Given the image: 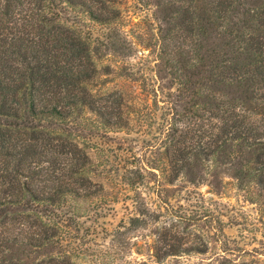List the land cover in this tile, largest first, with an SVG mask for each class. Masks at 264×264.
I'll return each mask as SVG.
<instances>
[{"label": "trees", "instance_id": "1", "mask_svg": "<svg viewBox=\"0 0 264 264\" xmlns=\"http://www.w3.org/2000/svg\"><path fill=\"white\" fill-rule=\"evenodd\" d=\"M127 3L0 0V264H86L85 221L97 223L116 198L94 180L100 165L89 155L105 153L98 142L110 132L152 136L142 156L125 147L134 155L119 181L146 186L133 189L125 228L149 233L152 262L259 264L242 260L253 254L225 234L222 205L198 190L222 195L234 184L262 205L264 0H146L154 77L129 62L138 47L152 51L149 32L117 40L139 26ZM84 20L109 33L93 38ZM109 55L116 69L99 67ZM103 76L138 92L99 95Z\"/></svg>", "mask_w": 264, "mask_h": 264}, {"label": "rangeland", "instance_id": "2", "mask_svg": "<svg viewBox=\"0 0 264 264\" xmlns=\"http://www.w3.org/2000/svg\"><path fill=\"white\" fill-rule=\"evenodd\" d=\"M145 2L146 0H128L125 5L127 14L139 26L133 29L131 26L124 28L117 40L124 38L123 35L126 33L129 42H136L135 38L131 36L132 33L137 35L147 30L154 45L152 51L135 47L138 51L135 56L129 59V62L139 72V75L144 74L154 77L155 60L158 53L157 29L151 14L148 11H142ZM80 28L93 38L104 37L109 33L107 28L88 20H84L80 24ZM119 43L121 44V41ZM113 60H115L114 56L109 55L107 59L99 62V67L109 64L116 69L117 66ZM102 79L106 81V84H102ZM102 79L99 80L98 86L94 88L99 95L118 91L123 92L128 97H134L138 92L133 82L113 78V76L111 78L103 76ZM101 135L103 136L100 137L98 144L99 147H106L105 153H101L97 148L89 151L90 157L96 164L100 165V174L94 180L104 188L106 194L115 195L116 198L114 202H110L109 199L103 202L104 207H108L109 204L110 208L104 211L97 223H93L95 218H92L91 222L83 220L86 222L85 229H87L82 233L85 235L83 247L91 252L85 263L91 264L92 261L96 260L98 263L104 262L106 264H157L148 257V244L143 235L149 233L141 230L128 231L125 228L133 210V202L130 199L134 196L133 189L137 188L145 191L146 186L141 182H137L133 186L129 185L125 190H122L123 187L119 182L123 174L122 169L131 166L130 159H133L134 154L143 155L142 150L152 140V136L144 133L127 134L125 132H110ZM125 147L133 148L132 153L134 154L126 155ZM198 191L222 205L216 213L223 215V220L229 224L225 227V234L231 239H236L244 249L253 254V256L250 254L243 256L242 260L255 259L259 264H264V197L261 202L262 205L253 204L247 201L245 194L239 191L234 184L228 185L222 195L210 193L208 187H202ZM126 195L129 197H126ZM204 231L205 235L209 234L207 228ZM93 251L95 254H93ZM208 257H211V255L183 258L182 261L199 263ZM177 261L179 260L169 259L162 264H175Z\"/></svg>", "mask_w": 264, "mask_h": 264}]
</instances>
